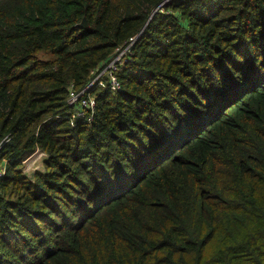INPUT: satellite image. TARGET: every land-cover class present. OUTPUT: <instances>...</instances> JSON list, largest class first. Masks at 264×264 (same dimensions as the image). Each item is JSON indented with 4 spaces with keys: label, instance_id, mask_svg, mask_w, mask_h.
I'll use <instances>...</instances> for the list:
<instances>
[{
    "label": "trees",
    "instance_id": "obj_1",
    "mask_svg": "<svg viewBox=\"0 0 264 264\" xmlns=\"http://www.w3.org/2000/svg\"><path fill=\"white\" fill-rule=\"evenodd\" d=\"M3 164L0 264H264V0H0Z\"/></svg>",
    "mask_w": 264,
    "mask_h": 264
},
{
    "label": "built area",
    "instance_id": "obj_2",
    "mask_svg": "<svg viewBox=\"0 0 264 264\" xmlns=\"http://www.w3.org/2000/svg\"><path fill=\"white\" fill-rule=\"evenodd\" d=\"M134 42L135 38H131L126 44L117 47L110 59L103 62L92 72L93 77L86 88L81 91H77L73 85L71 86L68 96V103L71 106H78L77 110L73 111L72 113V121L76 120V118H82L88 122H91L93 119V113L96 107V99L89 91L94 86L98 84L103 86L109 84L112 91H118L121 89L122 85L121 81L119 80L118 73L120 68L132 55ZM104 77L107 79L105 80ZM34 155L35 154L26 159L24 163H26ZM5 172L6 168L4 167L0 170V176L5 174Z\"/></svg>",
    "mask_w": 264,
    "mask_h": 264
},
{
    "label": "rangeland",
    "instance_id": "obj_3",
    "mask_svg": "<svg viewBox=\"0 0 264 264\" xmlns=\"http://www.w3.org/2000/svg\"><path fill=\"white\" fill-rule=\"evenodd\" d=\"M121 70H122V67L120 68V71L118 74H120ZM104 79L106 80L107 78L104 77ZM44 159H45L44 153L36 152L35 155L31 159H29L26 163H24L23 165L24 172L27 175L32 176L36 170H43L44 169ZM4 167L6 168L5 164L1 165L0 170Z\"/></svg>",
    "mask_w": 264,
    "mask_h": 264
},
{
    "label": "water",
    "instance_id": "obj_4",
    "mask_svg": "<svg viewBox=\"0 0 264 264\" xmlns=\"http://www.w3.org/2000/svg\"><path fill=\"white\" fill-rule=\"evenodd\" d=\"M87 25V20L84 19L80 24H79V27H86Z\"/></svg>",
    "mask_w": 264,
    "mask_h": 264
}]
</instances>
